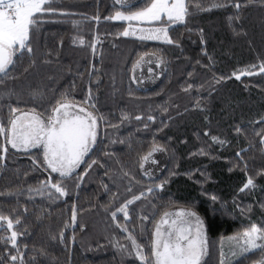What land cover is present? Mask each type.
Returning <instances> with one entry per match:
<instances>
[{
    "label": "trees",
    "instance_id": "obj_1",
    "mask_svg": "<svg viewBox=\"0 0 264 264\" xmlns=\"http://www.w3.org/2000/svg\"><path fill=\"white\" fill-rule=\"evenodd\" d=\"M145 2L136 0L133 3L142 6ZM222 2L224 0H187L190 6L187 26L174 25L170 32L180 41V47H175L118 35L127 24L105 19L114 15L119 7L115 0H53V6L61 11L49 16L34 31V53H25L17 62L14 74L19 80L7 83L9 86L41 85L49 95H59V91L74 83L73 95L77 99L83 98L91 84L93 94L98 97L97 108L116 127L105 128L102 124L100 128L98 141L103 143L98 144L95 158L106 161V167L94 166L78 189L73 180L66 181L69 195L55 201L34 194L29 196L27 189L36 187L46 174L33 170L29 155L9 146V152L0 162V212L21 215V230L26 226L28 234L20 240L22 250L23 243L28 245V259L35 255L36 264H139L115 246L117 241L121 244L129 242L102 207L109 203L113 194H117L116 205L130 196L125 191L126 182L113 184L104 172L110 168V176L120 175L118 170L123 165L139 178L138 161L154 141L167 146L168 151L156 154L158 164L153 167L152 175L158 180L167 177L168 183L162 193L149 198L155 207L149 200L137 201L130 206L134 209L130 227H135L140 242L147 243L152 230L151 220L144 222L146 231L140 230L142 212L159 219L163 211L173 210L167 207L169 201L177 206L195 201L197 210L210 226L207 264H219L222 242L242 233L250 221L258 222L264 218V209L259 203L264 200V179H257V187L251 193L238 194L246 176L242 167L237 166L240 161L235 156L236 152L245 149L242 155L252 173L264 164V153L258 147L248 150L249 141L255 143L259 139L254 136L253 129L259 131L261 126L255 121L264 116V74L257 71L240 80L231 76L233 71L259 64L264 59V0H240L238 11L232 6L204 11L198 7L207 9L210 4ZM237 15L239 19L229 21V16ZM95 16L100 17L99 21L93 19ZM199 29H203L205 44L200 43ZM78 37L84 38L83 45ZM94 40L97 41L95 54L89 46ZM146 56L162 57L165 64L155 70L152 68V72L146 64L143 72L133 70V64ZM45 59L51 63H44ZM33 60L35 65H32ZM145 60L148 64L149 60ZM93 64L97 72L89 80ZM133 72L139 83L131 80ZM213 74L231 78L215 84L211 80ZM191 81L204 85L199 89L204 97L203 111L188 107L194 100L192 94L182 88ZM210 82L216 89L211 94ZM12 103L16 104V98ZM20 105H32L26 88L20 97ZM165 107L167 111L163 110ZM3 112L6 116V107ZM122 113L129 119L121 122ZM137 115L142 119L136 120ZM148 115H154L156 119L147 121ZM162 120L167 126L161 124ZM145 123L148 128L144 127ZM234 126H242L245 132L238 135L233 131ZM206 129L210 134L226 137L230 143L223 148L213 147L218 157L215 159L189 156V152L203 146ZM111 140L117 142L110 143ZM105 151L114 155L104 156ZM197 168L206 169L210 179L203 188L226 201V211L213 214L209 197L201 194V185L184 175L189 169ZM169 172L180 174L169 176ZM194 176L199 177L200 173L196 172ZM101 181L109 185L110 191H105ZM140 187L135 185L133 191ZM234 196L240 208L234 206ZM73 205L77 210L76 225L65 227V222L70 221ZM249 207L251 212L241 213V208ZM61 230L65 242L52 241L50 235ZM41 248L46 251V256L38 254ZM245 256L248 258L240 257L231 264H256L261 258L259 252Z\"/></svg>",
    "mask_w": 264,
    "mask_h": 264
},
{
    "label": "snow or ice",
    "instance_id": "obj_2",
    "mask_svg": "<svg viewBox=\"0 0 264 264\" xmlns=\"http://www.w3.org/2000/svg\"><path fill=\"white\" fill-rule=\"evenodd\" d=\"M119 7L114 15L105 17L107 20H116L127 22V27L118 35L123 37H133L140 41H158L163 44L180 47V41L174 39L170 32L172 26L183 24L187 26V18L190 15V6L187 0H146L142 6H136L132 0H115ZM234 7L237 11L241 8L240 0H224L222 3H213L207 9L199 6L201 11L211 10L212 8ZM61 11L53 6V0H0V162H2L7 153L9 146L17 152H23L31 157L33 170H40L46 174L45 178L39 180L36 187H29L27 192L29 196L38 195L46 197L49 201L59 200L69 195V188L66 181L73 180L74 187L79 188L85 177L94 166L106 167V161L95 158V152L100 136L101 125L105 128L116 127L108 118L97 108V100L93 94L91 84L86 94L81 99L73 95L75 84L69 88L59 91V95H49L41 85L31 83L21 84L19 86L8 85V81L19 80V76L14 74L17 62L25 55H32L34 48L32 46L33 33L39 26L51 15ZM63 14V13H62ZM93 19L99 21L100 17L95 16ZM229 21L239 19V16H229ZM76 23V22H74ZM192 31V29H188ZM200 43L205 44L206 40L203 35V29H199ZM79 43H85L83 37H78ZM75 42V40H74ZM97 41H93L89 46L96 51ZM50 55V54H49ZM212 61V58L209 57ZM44 63H51V60L45 59ZM143 62V57L133 64V70ZM36 61H32L35 65ZM151 63V61H149ZM199 63V61H197ZM165 64L163 58H157L156 65L160 67ZM211 67V64L209 65ZM28 71L27 68L24 69ZM149 72L153 69L150 67ZM264 74V59L259 64H252L239 71H233L232 77L240 80L242 76H252L256 72ZM97 72L95 64L89 72V80ZM189 77L192 73H188ZM231 77L223 74L217 76L213 74L211 80L215 84L221 83ZM131 80L139 83L135 73ZM99 81H97V85ZM203 84H196L195 81L187 82L182 91L192 94L193 103L188 107L204 110L202 103L204 97L200 95L199 89ZM27 89L28 95L32 101L31 106L20 105V97L23 90ZM208 88L215 91L213 83H208ZM58 91V90H57ZM16 98V104L12 100ZM7 108L6 116L4 108ZM185 107V111H188ZM167 111L165 107L163 109ZM179 115V113H177ZM136 120L142 117L137 115ZM172 117H169L171 119ZM129 119L126 113L121 114V122ZM147 121H154V115H148ZM207 119V117H205ZM260 125L259 131L253 129L254 136L259 137L255 143L249 141V148L258 147L259 151L264 153V116L255 121ZM161 124L167 126L162 120ZM148 128V124H144ZM160 129H157L159 131ZM233 131L238 135L245 132L242 126H234ZM107 135V134H105ZM203 146L195 152H189V156H202L208 158H218L213 152V147L223 148L230 141L226 137L217 134H210L209 130L203 132ZM199 138V134H198ZM117 141L111 140L110 143ZM123 143V141H120ZM168 151L165 145L153 142L150 150L140 157L138 168L141 176L138 178L136 173L131 169L125 170L124 166L118 170L120 175L109 173L112 169L107 168L104 176H108L113 184L126 182L125 191L130 196L125 197L118 205L115 204L117 194H113L109 203L103 205L104 211L110 216L111 222L121 233L126 234L125 239L128 244L116 242L115 246L123 253L134 258V262L139 264H207L209 256L210 241L208 238L209 224L206 222L204 215H201L196 208V202L177 206L174 202L169 201L167 207L172 211L165 210L155 216L144 214L139 216L140 230L146 231L145 221H152V230L149 234L147 243L140 242L135 235V227L132 224L130 206L137 201L149 200V203L155 207L150 197H156L165 189L168 178L158 180L152 175L150 168L146 164H155L157 161L154 156L157 152ZM245 149L235 153L240 163L237 166L242 167L246 179L242 186L238 188L237 193H251L257 187V179H264V164L252 173L249 171L247 161L242 155ZM104 156H112L114 153L105 151ZM117 163H120L117 161ZM82 165L85 167L82 168ZM232 169L229 168V171ZM196 172L200 173L199 177L194 176ZM177 172H169V176L179 175ZM194 183L201 185V194L209 197L210 211H226V201L214 193H209L203 185L210 179L206 169L197 168L189 169L184 173ZM202 177V178H201ZM105 191H110L109 185L101 181ZM135 185H141L138 191H133ZM236 197H233V203L236 208H240L235 203ZM260 207L264 209V200L260 201ZM241 213L251 212V207L241 208ZM27 212V208L24 209ZM119 214V215H118ZM122 215V220H121ZM77 222V210L73 205L70 221L65 222V227L75 226ZM22 217L20 214L12 216L0 212V264H36V256L33 255L28 259V245L22 242L20 237L26 236L27 227L21 230ZM83 227V226H81ZM52 241L65 242L64 231L58 234L50 235ZM235 241L234 249H230V256H242L245 254L255 255L260 253V260L256 264H264V218L258 222H251L244 227L242 233L232 237ZM39 255L46 256V251L41 248ZM219 264H231L229 254H226L221 247L219 253Z\"/></svg>",
    "mask_w": 264,
    "mask_h": 264
},
{
    "label": "rangeland",
    "instance_id": "obj_3",
    "mask_svg": "<svg viewBox=\"0 0 264 264\" xmlns=\"http://www.w3.org/2000/svg\"><path fill=\"white\" fill-rule=\"evenodd\" d=\"M134 1H136V0H132V2H134ZM113 21L127 24V22H124V21H116V20H113ZM145 59H148L149 61H153L155 58H153V57L147 58V56L143 57V62L136 67L137 72H143L144 68H145V64H146V66L148 65V67H151L154 70L158 68L157 65H156V62L153 61V62L149 63V61H148V64H147V61ZM155 60H157V59H155ZM156 154H158V152L155 153V156H154V158L157 161V163H155V164H151V163L146 164V166H148V168H150L151 171H153V167H156V165L158 164V160L156 158ZM221 247H223V250H224V252L226 254H229V258H230L231 263H233L238 258L242 257V256H236V257H231L230 256V249H234V247H235V241L233 239H231V238L227 239V240H224L222 242Z\"/></svg>",
    "mask_w": 264,
    "mask_h": 264
}]
</instances>
